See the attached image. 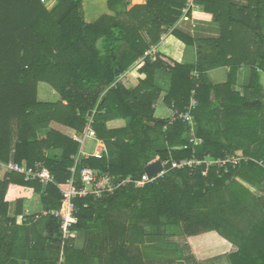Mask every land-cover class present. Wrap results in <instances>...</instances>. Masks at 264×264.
Here are the masks:
<instances>
[{
	"label": "trees",
	"instance_id": "obj_1",
	"mask_svg": "<svg viewBox=\"0 0 264 264\" xmlns=\"http://www.w3.org/2000/svg\"><path fill=\"white\" fill-rule=\"evenodd\" d=\"M186 1L106 0L107 12L87 23L83 0H0V163L40 164L56 183L26 180L9 170L0 178V264H19L7 237L37 221L22 223L25 199L38 194L46 210H55L61 200L57 184L73 177L80 186L83 167L106 171L117 180L136 179L156 156H191L190 150H170L187 141L189 125L155 116V103L164 93L165 104L182 110L196 85L194 131L203 140L198 157L234 152L264 160V0L240 9L239 15L228 11L232 19L217 20L221 35L209 43L207 57L169 67L158 52L152 57L145 53L183 16H195L191 9L185 11ZM195 1L203 9L218 2ZM171 33L187 45L192 42L176 28ZM241 63L251 67L242 90H235L229 80L213 84L206 74ZM160 69L170 74L167 91L155 85ZM127 70L137 73L135 88L120 79ZM193 70L199 73L197 80ZM39 83L49 85L57 97L39 100ZM91 113L106 153L82 157L74 165L79 143L72 134L84 132ZM116 118L126 119V125L108 129L106 123ZM56 149L60 155L49 153ZM237 178L253 187L262 185V193L255 194ZM74 204L77 231L92 239L94 226L100 224L105 227L100 233L108 236L103 244L115 241L103 245L102 264H200L187 238L210 231L233 246L224 253L226 264H264V167L253 162L221 176L214 169L206 177L201 169H172L142 187L129 182L100 199L77 197ZM46 219L48 235L27 239L24 248L36 254L45 243L55 254L50 264H56L59 221L52 215ZM71 241L64 264L76 263ZM86 262L81 259V264Z\"/></svg>",
	"mask_w": 264,
	"mask_h": 264
},
{
	"label": "crops",
	"instance_id": "obj_2",
	"mask_svg": "<svg viewBox=\"0 0 264 264\" xmlns=\"http://www.w3.org/2000/svg\"><path fill=\"white\" fill-rule=\"evenodd\" d=\"M260 0H218L211 5L208 4V9H203V6L196 3L194 0V6L191 11L195 12V16L189 15L183 16V18L175 25L179 32L187 35L191 40V44H185L179 40L173 33H171V28L167 33L162 35L161 40L151 46L149 51V57H152L153 52H158L164 59L163 62L166 65L172 67L174 63H195L199 56L201 58L207 57L211 52L209 47L211 41L216 40L220 37L221 31L217 23V20H229L230 12H234L239 15V10L246 8L248 6H253ZM208 0L205 1L207 5ZM84 9V17L87 23H93L96 21L103 13L107 12L106 0H86L82 2ZM186 10V9H185ZM210 43V44H209ZM200 53V54H199ZM230 55L227 56L229 59ZM165 66V65H164ZM162 70V71H161ZM155 85L164 88L166 91L169 87L170 74L163 69L158 70ZM194 71V70H193ZM196 71V70H195ZM207 76L213 84L225 83L228 80L232 82V86L235 90H242L241 88L249 83L251 76V67L247 64L241 63L239 65H226L217 68H212L207 71ZM122 83L127 88H135L138 85L137 73L129 72L128 70L121 76ZM260 82L264 84V73L260 74ZM44 83H39L38 85V95H40L39 100L49 101L50 98L45 99L46 94L42 90ZM51 93L54 94V90L51 88ZM165 93L162 94L156 101L155 116L159 118H170L173 113V108L168 106L163 102V97ZM92 116V113L88 117ZM88 119V118H87ZM126 125V119L116 118L108 121L106 123L107 128H120ZM53 128L64 133H71L68 128L58 124H52ZM49 129H43L39 131V134L47 132ZM86 130V129H85ZM84 130V132H85ZM84 132L81 134V143H79L78 152L76 155L72 156L74 163L79 162L82 157L94 156L93 153L96 151L98 141L97 139H91L84 137ZM103 142V141H102ZM94 143V145H93ZM106 147V144L103 142ZM92 145V149H90ZM51 154L60 155L61 150L49 151ZM264 161V160H263ZM7 170L4 167H0V178L4 175ZM239 182L243 183L245 186L249 187L255 194L260 195L262 192V185L258 188L249 185L242 181V179L237 178ZM258 188V189H257ZM46 210V207L41 203L40 196L38 194L25 199L23 203V214L24 215H34L39 213V217L36 219L31 226L21 227L15 233L10 234L7 239L12 242L13 253L17 258L19 264H50L54 259V251L49 248L45 243L40 245L39 251L36 254H29L24 248L25 241L27 239L35 240V238H40V236H47L49 231L47 229V215L40 214V212ZM9 214L12 216L15 211V204L13 202L9 205ZM96 224V223H95ZM104 228L100 224L94 226L95 232L93 233V238L90 239L86 233H81V231L76 230L75 236L72 238V244L76 252L75 264H81V259H86L84 264H102V261L106 259V252L103 247L105 243H114L113 240L106 241L103 244L104 238L108 236L102 235L100 229ZM99 232V233H98ZM206 237H211V241L214 243H220V247L227 248V252L233 249L231 243L219 236L216 232L210 231L199 235L191 236L187 238L189 245L191 246L192 252L196 259L199 260L198 249L195 245L197 239H204ZM112 241V242H111ZM230 247V248H228ZM103 249V250H102ZM89 250H92L91 253ZM9 249L7 250V253ZM84 255L81 257V253Z\"/></svg>",
	"mask_w": 264,
	"mask_h": 264
},
{
	"label": "built area",
	"instance_id": "obj_3",
	"mask_svg": "<svg viewBox=\"0 0 264 264\" xmlns=\"http://www.w3.org/2000/svg\"><path fill=\"white\" fill-rule=\"evenodd\" d=\"M194 6V0L186 1V10ZM145 54H149L147 51ZM191 76L197 80L199 73L193 71ZM196 85L191 89L189 102L182 110L173 108V113L168 121L172 123L176 120H181L186 122L190 127V135L185 143L178 147H172L170 150L178 148L179 150H190L191 156L174 159L170 154L168 158L161 160L159 156H156L154 160L148 164L160 160L162 164V170H160L156 176H149L144 171L140 178L132 179L131 176H127L124 179L117 180V178L108 172L99 171L97 169L83 167L80 170L79 182L80 186L77 185V180L71 177L65 183V185H58L57 187L61 193L60 206L58 209H49L40 212L43 215H52L59 221V246H58V258L56 264H64L65 249L69 242L76 234L75 225L78 222L76 211L77 208L74 204V199L77 197H84L86 195H93L96 198H102L108 194L113 193L116 189L125 186L129 182H133L136 187H142L146 183L154 181L157 178L163 177L164 174L172 169H187L190 172H194L201 169L202 176H209L211 169H214L217 176H221L229 172L230 169L239 167L242 164H247L249 162L256 163L264 167V161L262 159H257L253 156L241 154V153H226L224 156L212 157L206 155L203 157H198L196 155L197 148L202 144L203 140L201 137L197 136L194 131V118L192 111L197 106L196 98ZM93 118L88 117L86 122V130L84 132V137L91 139H97L95 130L92 127ZM74 140L81 143V134H72ZM98 140V139H97ZM98 149L93 153L94 157H101L106 153V147L102 141H98ZM77 164V163H76ZM74 164V165H76ZM0 167H4L6 170L13 171L16 173L23 174L26 180L38 179L41 183H53V174L44 166L38 164L37 167H28L25 163H17L10 160L8 163H0ZM75 166L71 168L73 172ZM39 217V213L35 214L32 218L28 215L23 216L22 223L30 224L31 221H35Z\"/></svg>",
	"mask_w": 264,
	"mask_h": 264
},
{
	"label": "rangeland",
	"instance_id": "obj_4",
	"mask_svg": "<svg viewBox=\"0 0 264 264\" xmlns=\"http://www.w3.org/2000/svg\"><path fill=\"white\" fill-rule=\"evenodd\" d=\"M42 90L46 94L45 99L50 98L51 100H54L57 97L56 93H51V87L47 84H43ZM38 97H40V95H38ZM90 149H92V145H90ZM210 238L211 237H206L204 239H197L194 241L198 249L199 256L201 257L198 261L200 264H226L227 258L224 253L227 252V248L220 247L219 242L214 243ZM178 240L181 241L182 239L178 238Z\"/></svg>",
	"mask_w": 264,
	"mask_h": 264
},
{
	"label": "water",
	"instance_id": "obj_5",
	"mask_svg": "<svg viewBox=\"0 0 264 264\" xmlns=\"http://www.w3.org/2000/svg\"><path fill=\"white\" fill-rule=\"evenodd\" d=\"M116 75H118V71H116ZM162 170V164L160 160H156L150 164H147L144 167V171L147 173L149 176H156V174Z\"/></svg>",
	"mask_w": 264,
	"mask_h": 264
}]
</instances>
